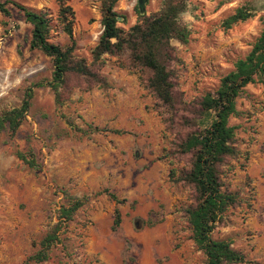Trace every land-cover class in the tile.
Here are the masks:
<instances>
[{
	"label": "rangeland",
	"instance_id": "1",
	"mask_svg": "<svg viewBox=\"0 0 264 264\" xmlns=\"http://www.w3.org/2000/svg\"><path fill=\"white\" fill-rule=\"evenodd\" d=\"M141 1L140 7L138 0L117 1V27L128 30L140 16L158 12L164 0ZM0 2L8 11L0 12V116L20 107L25 90L33 88L18 130H0V264H24L58 222L59 210L76 200L83 205L61 229L48 260L28 264H205L187 223L193 189L174 181L188 168V158L175 154V144L193 130L182 119L195 118L196 100L215 91L250 52L263 29L264 0L187 1L179 17L189 32L187 42L170 43L182 101L175 113L155 106L139 74L121 66L124 57L108 55L96 62L105 88L86 90L70 80L57 103L47 86L52 59L30 49L31 26L14 7L46 12L52 21L50 42L65 47L57 1ZM66 3L74 12L73 55L90 65L102 32L101 0ZM240 8L252 17L226 28L224 21ZM236 109L229 125L240 155L223 168L222 181L237 203L211 237L242 255L244 262L237 264H264V85L246 86ZM95 127L106 131L92 133ZM116 209L121 224L113 231Z\"/></svg>",
	"mask_w": 264,
	"mask_h": 264
},
{
	"label": "trees",
	"instance_id": "2",
	"mask_svg": "<svg viewBox=\"0 0 264 264\" xmlns=\"http://www.w3.org/2000/svg\"><path fill=\"white\" fill-rule=\"evenodd\" d=\"M56 1L58 26L68 38V45L65 47L50 42L52 21L46 12H35L18 4H14V7L22 12L24 21L31 26L30 49L52 59V79L47 86L54 92L57 103L62 100L61 92L63 97L66 96L70 80H75L76 85L84 86L86 90L96 85L105 88L107 84L99 76L96 62L103 55H108L124 57L121 66L139 74L142 86L158 109L166 108L174 113L177 111L182 101L176 89L173 70L176 59L170 43L187 42L189 32L180 23L179 17L186 11L188 0H164L158 12L140 16L141 19L126 31L117 27L118 15L114 7L118 0H101L102 32L92 52L94 61L90 65L73 55L76 43L72 33V8L67 5L66 0ZM0 12L8 14L1 2ZM251 17L249 9L240 8L224 21V25L230 28ZM262 23L263 29L246 57L235 62L234 70L220 80L215 91L196 100L193 106L195 118L191 122L182 119L193 130L175 144V154L188 158V168L181 170L175 179L172 172V180L193 189L195 204L186 210L187 223L197 250L205 257V264L244 262L242 255L233 250L228 242L214 240L211 234L223 214L237 203L236 195L228 192L222 181L223 168L240 155L236 147L235 129L229 125V120L238 114L236 100L244 88L255 83L264 85V18ZM32 96L33 88L29 87L24 92L20 107L1 114L0 130L7 127L12 134L18 130L29 110ZM198 120L200 127L196 124ZM105 131L96 127L91 130L92 133ZM111 133L121 135L124 132L113 130ZM104 193L120 203L114 194L107 191ZM82 205L81 200H76L59 210L58 222L47 231L39 243L38 251L28 257L24 264L48 260L49 251L59 242L61 229L72 220ZM120 224L121 215L116 209L112 230L116 231Z\"/></svg>",
	"mask_w": 264,
	"mask_h": 264
},
{
	"label": "water",
	"instance_id": "3",
	"mask_svg": "<svg viewBox=\"0 0 264 264\" xmlns=\"http://www.w3.org/2000/svg\"><path fill=\"white\" fill-rule=\"evenodd\" d=\"M141 3H142V1H141V0H138V4H139V6H141Z\"/></svg>",
	"mask_w": 264,
	"mask_h": 264
}]
</instances>
